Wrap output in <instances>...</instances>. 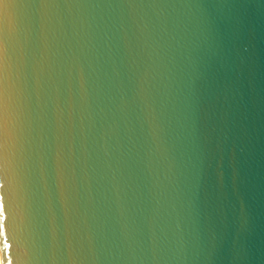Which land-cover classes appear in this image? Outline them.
Wrapping results in <instances>:
<instances>
[{"label": "water", "instance_id": "obj_1", "mask_svg": "<svg viewBox=\"0 0 264 264\" xmlns=\"http://www.w3.org/2000/svg\"><path fill=\"white\" fill-rule=\"evenodd\" d=\"M0 264H264V0H0Z\"/></svg>", "mask_w": 264, "mask_h": 264}]
</instances>
